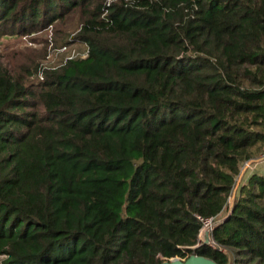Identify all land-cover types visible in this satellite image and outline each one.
Listing matches in <instances>:
<instances>
[{
  "label": "trees",
  "instance_id": "16d2710c",
  "mask_svg": "<svg viewBox=\"0 0 264 264\" xmlns=\"http://www.w3.org/2000/svg\"><path fill=\"white\" fill-rule=\"evenodd\" d=\"M50 27L87 55L0 67L3 264H264V0H0Z\"/></svg>",
  "mask_w": 264,
  "mask_h": 264
},
{
  "label": "rangeland",
  "instance_id": "374dc122",
  "mask_svg": "<svg viewBox=\"0 0 264 264\" xmlns=\"http://www.w3.org/2000/svg\"><path fill=\"white\" fill-rule=\"evenodd\" d=\"M75 34L50 27L32 36L4 38L0 41V67H8L26 82L34 80L40 68L57 69L72 57L87 55V45L77 41Z\"/></svg>",
  "mask_w": 264,
  "mask_h": 264
},
{
  "label": "built area",
  "instance_id": "2783aa9c",
  "mask_svg": "<svg viewBox=\"0 0 264 264\" xmlns=\"http://www.w3.org/2000/svg\"><path fill=\"white\" fill-rule=\"evenodd\" d=\"M260 159H261V161H260ZM259 164H264V152L259 159L249 160V161L245 162L244 164H242L241 173H240L239 177L237 178V182L238 181L241 182V180H243L245 178V174L248 171H251V172L256 171ZM226 217H227V215L220 217V218H210V219L199 218L200 221L203 223V228H202L201 234H200V240L203 239V233L205 231H209L210 234L212 235L214 229L217 226H219L221 223H223V221ZM211 245H216L214 239H213V243ZM219 249H221V248H219ZM224 252L226 253V250H224ZM5 257L6 256H0V264H3V260L5 259Z\"/></svg>",
  "mask_w": 264,
  "mask_h": 264
},
{
  "label": "water",
  "instance_id": "95a60500",
  "mask_svg": "<svg viewBox=\"0 0 264 264\" xmlns=\"http://www.w3.org/2000/svg\"><path fill=\"white\" fill-rule=\"evenodd\" d=\"M260 161H261V159H260ZM239 184H240V182L238 181L236 186L238 187ZM232 203H233V198H232ZM232 203H231V205H232ZM231 209H232V207L230 208V211H229L228 215L230 214ZM225 219H224V221H225ZM200 241H201L200 243H203L204 245H211L213 243V237H212V235L210 234L209 231H205L203 233V239L200 240ZM163 264H216V263L214 261L210 260V259H207V258H204V257H200V256H197V255H192L187 260L174 259V260L165 262Z\"/></svg>",
  "mask_w": 264,
  "mask_h": 264
},
{
  "label": "crops",
  "instance_id": "0c3cea01",
  "mask_svg": "<svg viewBox=\"0 0 264 264\" xmlns=\"http://www.w3.org/2000/svg\"><path fill=\"white\" fill-rule=\"evenodd\" d=\"M260 169H262V167H260ZM260 169H259V170H260ZM250 173H251V172L248 171V172L245 174V177H247L248 175H250ZM243 180H244V179H243Z\"/></svg>",
  "mask_w": 264,
  "mask_h": 264
}]
</instances>
